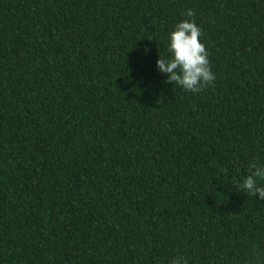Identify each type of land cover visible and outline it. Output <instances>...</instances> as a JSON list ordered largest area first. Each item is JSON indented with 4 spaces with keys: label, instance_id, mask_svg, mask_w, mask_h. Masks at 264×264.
<instances>
[{
    "label": "trees",
    "instance_id": "1",
    "mask_svg": "<svg viewBox=\"0 0 264 264\" xmlns=\"http://www.w3.org/2000/svg\"><path fill=\"white\" fill-rule=\"evenodd\" d=\"M189 8L200 93L156 65ZM253 159L264 0H0V264H264Z\"/></svg>",
    "mask_w": 264,
    "mask_h": 264
},
{
    "label": "clouds",
    "instance_id": "2",
    "mask_svg": "<svg viewBox=\"0 0 264 264\" xmlns=\"http://www.w3.org/2000/svg\"><path fill=\"white\" fill-rule=\"evenodd\" d=\"M194 9L189 8L182 19L173 25L168 33V51L170 58H159L156 61L158 71L167 74V83L179 85L192 93L206 91L214 86L216 74L211 70L209 52L201 42V28L194 17ZM264 163L251 160L247 165V175L231 178L232 186L249 196L264 200ZM168 264H188L185 257L175 255L168 260ZM237 264H258V258L245 256Z\"/></svg>",
    "mask_w": 264,
    "mask_h": 264
}]
</instances>
